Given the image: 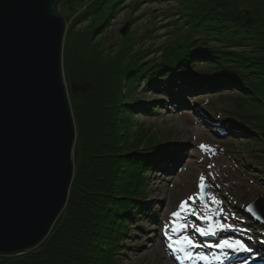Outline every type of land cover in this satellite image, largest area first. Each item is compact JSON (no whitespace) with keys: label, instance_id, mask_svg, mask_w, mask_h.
<instances>
[{"label":"trees","instance_id":"obj_1","mask_svg":"<svg viewBox=\"0 0 264 264\" xmlns=\"http://www.w3.org/2000/svg\"><path fill=\"white\" fill-rule=\"evenodd\" d=\"M178 1L186 16V35L203 37L202 33H207L205 39H214V51L195 54L196 59L207 61L205 68L211 81L194 86V91H219L225 87L237 91L233 95L237 118L251 120L258 131L253 142L264 144V0ZM99 3L87 13L91 24L82 34L72 38L65 33L64 77L76 129L73 177L65 207L36 248L11 257L0 256V264H116L111 254L127 233V215L141 210L147 173L154 168L156 160H152L162 144L153 137L143 145L139 133L130 135L125 113L133 109L130 103L121 104L122 91L111 88L94 95L95 84L90 80L96 78L94 81L101 83L108 69L126 81L136 82L133 75L141 74L148 88L161 86L170 91L166 94L172 100L180 101L184 88L178 75L194 67L187 57L195 55H185L190 53L184 51L191 45L169 47L142 72L136 63L119 64L125 54L128 57L131 53L126 39L118 51L102 56L103 40L92 37L113 15L116 0ZM182 54L187 57L180 59ZM92 96L95 100L88 105ZM121 106L127 109L123 114ZM147 112L151 114L145 109Z\"/></svg>","mask_w":264,"mask_h":264},{"label":"rangeland","instance_id":"obj_2","mask_svg":"<svg viewBox=\"0 0 264 264\" xmlns=\"http://www.w3.org/2000/svg\"><path fill=\"white\" fill-rule=\"evenodd\" d=\"M102 1L105 0H66L59 4L58 11L65 21L68 37L73 38L77 34H82L88 28L91 17L87 16V13L94 4ZM178 2V0H116L111 13L113 15L105 20L102 28L96 31L92 39L100 36L103 40L100 50L104 57L118 51L129 40L128 48L131 53L128 57L125 54L119 64L136 63L138 70L142 72L152 60L160 59L169 47L177 49L183 45H191L190 50L184 51L190 52L185 54L187 56L197 55L204 52L203 50L206 51L204 53L210 54L214 51V43L211 42L214 39H205L208 34L205 36L202 32L203 37L186 35L184 30L186 16ZM124 28L125 33L122 35ZM103 31L106 32L105 35H101ZM185 55L182 54L179 58L187 57ZM196 55L187 58L192 64L203 65L201 62H204V59H196ZM198 70L195 71L204 73ZM62 71L64 75V67ZM106 72L108 73L103 74V80L100 79L101 83H96L94 81L96 78L90 80L93 85L95 84L94 95L98 91L106 93L111 88L113 91L117 89L118 93H121V90L124 95L121 104L130 103L133 109L131 113H125L129 117L130 135L139 133L143 145L154 137L166 146L153 157L152 161L156 160L155 166L147 173L142 210L140 212L134 210L127 215L129 218L127 233L120 238L121 246L114 249L111 254L114 263H164L166 256L161 243V233L157 241V254L150 252L151 255H144L146 263L136 258L139 252L145 251V248H152L150 241L154 238V231L158 226L154 225L150 217L155 215L160 219L166 217L168 223L182 201H187V204L193 207V211L198 213L202 208L212 206L205 193L207 189H215L217 196L214 199L218 202L216 205L218 213L225 219L229 216L230 219L237 221L238 227L245 230L243 234L246 238H253L256 234L263 237L264 226L254 223L244 209L255 198L264 199V158H255L264 152L263 143L252 141L258 136V132L251 120L242 121L231 114L233 111L231 105L235 99L233 93L236 92L232 88L219 89V92H189V95L184 94V100L189 107L174 108L162 95L165 89L161 86L156 89L148 88L141 74L133 75L137 77V81L133 82L131 79L124 80L122 76L121 80L118 79L114 70L108 69ZM202 76L205 77V73ZM218 94L220 96H217ZM163 99L166 102H163ZM93 100L94 96L88 105L92 104ZM145 109L151 110V113L157 111V114L148 115L149 112L145 113ZM125 110L126 107L121 106L119 111L123 114ZM121 118L124 121V117ZM123 124L125 125L124 122ZM204 176L207 178L203 179L201 189L198 185ZM168 201L171 204L166 215L159 217L160 209ZM195 217L200 218L198 215Z\"/></svg>","mask_w":264,"mask_h":264},{"label":"water","instance_id":"obj_3","mask_svg":"<svg viewBox=\"0 0 264 264\" xmlns=\"http://www.w3.org/2000/svg\"><path fill=\"white\" fill-rule=\"evenodd\" d=\"M64 1L0 0L2 257L47 237L73 177L76 132L62 71L66 24L58 11ZM250 208L264 219L261 198Z\"/></svg>","mask_w":264,"mask_h":264},{"label":"bare ground","instance_id":"obj_4","mask_svg":"<svg viewBox=\"0 0 264 264\" xmlns=\"http://www.w3.org/2000/svg\"><path fill=\"white\" fill-rule=\"evenodd\" d=\"M160 65H162V64H160ZM62 67H63V60H62ZM156 67H158V69L160 68L159 67V65H157L156 64ZM166 77H167V75H166ZM214 77H217V76H214ZM178 78H179V80H180V85H181V81H182V79H181V77L178 75ZM221 79V78H220ZM219 79V80H220ZM215 80V79H214ZM216 80H218L217 78H216ZM64 82H65V80H64ZM153 83L154 82H151V84H150V86H152L153 85ZM65 87H66V84H65ZM192 87H194V86H192ZM150 88V87H149ZM156 89V88H155ZM185 89V88H184ZM161 91V90H160ZM220 91V90H219ZM184 94H186V95H189L190 93H189V91L187 90V89H185L184 91H183V94H182V96H181V101H184V103H185V105H186V107H189L188 105L189 104H187V102L184 100L185 98V96H184ZM163 95V94H162ZM165 96V95H164ZM218 96H220V94H218ZM166 100H167V102L169 101V99L165 96L164 97ZM166 100H164L163 99V102H166ZM69 103H70V101H69ZM70 108H71V105H70ZM72 111V110H71ZM150 112H151V110H149ZM157 113V111H154L153 112V114H156ZM149 115H152V113L151 114H149ZM73 117V116H72ZM73 121H74V119H73ZM74 126H75V124H74ZM75 132H76V129H75ZM73 147H74V145H73ZM73 147H72V157H73ZM73 161V160H72ZM74 166V165H73ZM164 166V165H163ZM164 168H165V166H164ZM207 177H203V179H206ZM157 181H158V183H159V178L157 179ZM215 189H207L206 191H205V193L207 194V198H209L210 200L212 199H214V198H216V196H217V194L215 193V191H214ZM214 203V202H213ZM170 204H171V202H167V204L165 205V206H163L161 209H160V215H159V217H161V216H165L166 214V212L168 211V209H169V206H170ZM217 204H218V202H217ZM220 205V204H219ZM158 211V210H157ZM177 211H179V205H178V207H177ZM62 212V211H61ZM200 214V215H199ZM196 215H199L200 217H202V219L200 220V218H196L195 216ZM205 217L207 218V221H211L214 225H216V224H221V225H226V224H228V226L226 227L227 228V230H226V232L228 233V232H231V230H234L235 231V234H236V237L238 236H243V231L244 230H242L243 228H237V226H239V224H238V222L237 221H235L234 219H230L229 218V216L227 217V219H224L223 218V216L222 215H220L219 213H218V209L216 208V204L213 206V207H209V208H205V209H202V210H200V212L199 213H197V211H193V207L192 206H189V205H187L186 204V211H184V212H181V214H180V216L179 217H175V218H173L172 220H171V222H180L181 224H186V226L187 227H189L191 230L193 229V228H195V227H197V226H199V225H201V227H203L204 225H206V226H209L208 225V222L205 220ZM158 219H159V222H158ZM150 220L151 221H154V225L157 227L156 228V230L154 231V238L150 241V244H152L151 246H152V248H145V251L144 252H139L138 253V255L136 256V258L137 259H142L141 261L142 262H145L146 263V258L144 259L143 257H144V255H146V254H148V255H151V254H149L150 252H153V253H155V254H157V250H158V243H157V241H159L158 240V238H159V233H162L161 231H165V232H169V230H170V228H171V226H172V224H170V222H168V223H166V221H167V218L165 217V218H157L156 217V215L155 216H153V217H150ZM198 223V224H197ZM169 224V227H167V225ZM233 227V228H232ZM191 230H189V232H192ZM225 232V233H226ZM224 233V232H223ZM223 233H220V234H218V236H222V234ZM224 233V234H225ZM223 234V235H224ZM220 238V237H219ZM161 243H162V245H163V247H165V245H164V242L161 240ZM259 244H262V245H264V243L262 242V243H259ZM213 245H215V243H213ZM145 247H147V246H145ZM225 255L227 256V253H225ZM170 258L171 257H169L168 256V254H167V252H166V257L164 258V263H162V264H174V263H171L170 262ZM172 259V258H171ZM240 259H241V261L240 262H247V261H249V262H254L255 264H262L263 262V258H262V256H259L257 253H256V251H255V248L252 250V251H250L249 250V252L248 253H246V252H242L241 254H240ZM173 260V259H172ZM227 261H229V257L227 258ZM180 263H181V261H180ZM158 264H160V263H158Z\"/></svg>","mask_w":264,"mask_h":264},{"label":"snow or ice","instance_id":"obj_5","mask_svg":"<svg viewBox=\"0 0 264 264\" xmlns=\"http://www.w3.org/2000/svg\"><path fill=\"white\" fill-rule=\"evenodd\" d=\"M204 147V146H201ZM198 187H200L201 189H203V177H201L200 180V184L198 185ZM192 199V198H189ZM213 202H217L213 199ZM186 204L187 201H182L179 205V211L177 212H173L172 216L175 217H179L181 212L186 211ZM205 220L207 221V218L205 217ZM208 222V228H195V231L198 232L201 236H216L218 234V231H222L223 226H217L214 225L211 221H207ZM184 225H180V226H173L172 231L173 232H177V231H183L184 229ZM197 245L194 243V241L188 237V236H182L180 239L178 240H173L168 244V248L172 249L174 252H184L186 255L189 256V259L191 258V255L188 253V249L190 248H195ZM209 247H213V245H210ZM215 248L220 249L221 251L225 250V249H230L234 252H247L249 251V249L239 240L233 241L231 237H223L219 239V242L217 244L214 245ZM201 260H205L206 257L201 256L200 257ZM218 259V257H217Z\"/></svg>","mask_w":264,"mask_h":264}]
</instances>
